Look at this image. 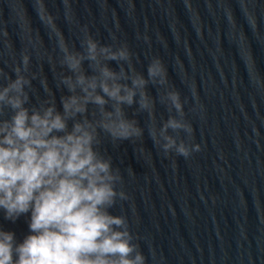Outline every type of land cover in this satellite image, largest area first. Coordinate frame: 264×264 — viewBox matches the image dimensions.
I'll return each mask as SVG.
<instances>
[{
  "label": "water",
  "instance_id": "water-1",
  "mask_svg": "<svg viewBox=\"0 0 264 264\" xmlns=\"http://www.w3.org/2000/svg\"><path fill=\"white\" fill-rule=\"evenodd\" d=\"M85 30L126 45L137 71L153 58L166 69V85L147 86L151 113L125 106L142 135L113 141L101 132L98 145L127 196L110 211L126 218L146 264H264V0H0V72L15 78L28 54L29 103L51 94L59 108L68 74L60 42L82 50ZM171 90L193 131L169 133L200 145L187 158L151 136L179 118L161 99ZM0 225L18 240L28 232L23 216L0 214Z\"/></svg>",
  "mask_w": 264,
  "mask_h": 264
},
{
  "label": "clouds",
  "instance_id": "clouds-1",
  "mask_svg": "<svg viewBox=\"0 0 264 264\" xmlns=\"http://www.w3.org/2000/svg\"><path fill=\"white\" fill-rule=\"evenodd\" d=\"M81 47L72 50L60 42V63L68 74L60 77L67 94L59 108L51 94L39 104L29 103L35 76L26 75L28 54L15 67V78L0 72V214L13 223L23 216L28 225L20 240L0 225V264H146L126 218L110 211L127 196L117 189L120 170L98 145L101 132L113 141L142 135L125 106L137 104L151 113L147 86L166 85V69L153 58L146 74L137 71L126 45L101 44L86 30ZM161 99L179 118L170 115L151 136L165 153L187 158L200 145L178 142L169 133L193 131L183 119L180 95L171 90Z\"/></svg>",
  "mask_w": 264,
  "mask_h": 264
}]
</instances>
